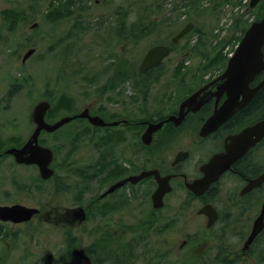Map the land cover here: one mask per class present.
<instances>
[{
	"label": "flooded vegetation",
	"instance_id": "af4514ba",
	"mask_svg": "<svg viewBox=\"0 0 264 264\" xmlns=\"http://www.w3.org/2000/svg\"><path fill=\"white\" fill-rule=\"evenodd\" d=\"M137 1L63 0L70 5V15L75 21H88L89 16L93 15L92 7L100 6V3L112 6L97 15L113 52L111 56L115 64L107 80L111 89L126 83L133 86H159L160 78L166 71H184L188 63L186 60L189 59L191 48L189 37L193 35V29L175 41L173 39L191 20L183 17L173 27L172 22L162 21L158 17L160 15L128 14L132 4L142 2ZM175 2L179 0L151 3H155L159 12L164 13L169 12ZM161 26L171 29V32H156ZM143 35V38L138 39ZM153 35L161 36L147 48H141L143 42ZM153 46L165 47L169 53L156 66L141 73L139 67L143 56ZM257 77L250 82V87L261 82L262 77ZM210 81L200 84L197 89L209 85L212 83ZM205 93L207 95L201 105L195 111L186 112L179 123L169 120L170 117L178 116V109L155 119L126 118L118 114L122 111L121 102H118L119 112L108 108L106 117L90 113L87 107L79 113L68 112L60 117L70 120L53 134L68 124L85 121L89 125L67 134L75 145L81 142L91 145L93 148L87 154L88 163H98L97 169H87L89 179H82L86 184L78 187V198L86 191L85 204H76L74 208L63 210H48L46 207L50 206L45 204L24 201L26 198L29 200L28 191L31 187H28L23 200L1 201L0 207L17 205L36 209L37 213L28 221L18 223L0 220V227L7 228L11 232L10 236H13L24 231L31 235L36 223L40 225L47 221L55 226L65 225L72 231L84 228L86 223L84 233L87 244L82 246L83 236H73L75 247L71 250L72 264H83L82 256L88 259L89 264H264V213L261 223L256 224L264 203V179L257 186H252V182L264 173V136L205 189L195 185L203 178L202 168L208 161L225 152V145L230 143L229 137L239 134L264 117L255 119L257 115L244 111L252 98L214 131L201 137L200 128L226 99L224 93L214 95V84ZM64 104L60 105L61 109L57 113L68 108V105L66 109L63 108ZM186 110L187 107L183 109L184 112ZM84 111H88L90 117L100 118L104 125L95 126L87 118L80 117ZM53 113L51 118L49 112L45 114V121L49 124L59 120L50 122L54 118ZM158 123H162V126L151 134L148 144H144L142 136L147 125ZM33 131L34 128L22 144L18 138H12V147L7 149H20ZM52 133L41 131L37 139L39 146L53 153L49 164L52 175L49 178L43 179L35 164L16 163L13 156L4 153L7 149L0 152V160L9 159L15 167L34 169L42 183L52 180L57 175L56 168L52 166L56 153L41 139L42 135ZM180 134L189 139L195 138L188 142L191 147L171 148L173 140ZM94 152L98 153L96 157ZM178 153H184V156L180 157ZM193 154L197 157L194 160L191 159ZM147 171H153V174L142 177ZM155 176L161 181L162 191H159V181ZM192 185L195 187L190 189L188 186ZM78 209H82L85 215L83 222L76 219L74 211ZM4 236L1 240L7 244L9 251L16 250L17 245L9 244L12 243L9 233L6 238ZM41 251L44 252L43 249ZM22 252L19 258L23 261L30 251L23 248Z\"/></svg>",
	"mask_w": 264,
	"mask_h": 264
},
{
	"label": "rangeland",
	"instance_id": "374dc122",
	"mask_svg": "<svg viewBox=\"0 0 264 264\" xmlns=\"http://www.w3.org/2000/svg\"><path fill=\"white\" fill-rule=\"evenodd\" d=\"M141 1L148 3L154 0ZM191 1L193 0H179L169 8V12L157 11L154 14L160 15L158 17L164 22H172L173 27H176L178 19L187 17L196 27L204 25V30L214 23L215 28L222 26L225 23L224 19L236 15L239 16L241 26L234 31L238 32L239 36L250 22L259 19L257 14L261 8L256 6L248 10L242 1L244 6L240 4L239 8L235 9L237 0H230L229 3L220 6L214 16L208 14L196 17L194 9L210 8L213 2L218 0H197L193 7L191 5L183 7V4ZM66 4L63 0H0V152L11 146L12 138H18L21 144L27 140L34 128L31 122L33 107L43 100L49 101L52 108L65 103L63 108L66 109L68 105L66 110L62 109L59 113H57L59 108L54 109V118L50 122L67 115L68 112L79 113L86 107L90 113L106 117L105 111L108 108L119 112L118 102L122 104V111L118 113L121 116L155 119L159 115L177 110L185 96L196 90L208 78L220 73L226 64L225 51H221L223 63L203 68L215 55L210 47L209 50L205 49L208 51L206 55L202 56L197 52L190 54V59L186 60L189 63L186 62L185 70L177 76L174 74L175 71H166L160 78L159 86H133L126 83L111 89L107 80L115 64L111 56L113 52L102 24L98 23L97 15L103 10L106 12L112 6L100 3V6L92 7L93 15L89 16L88 21H75L70 15L71 8ZM4 12L12 16L5 17ZM33 24H36V27L30 29ZM158 31L169 34L171 29L161 26L156 29V32ZM231 32L229 35H232ZM160 36H150L143 42L141 48H147ZM195 39H197L195 34L189 37V41ZM27 47H34L36 52L25 63H21L20 56ZM231 47L232 44L229 43L227 49ZM199 68L204 71H200ZM16 78L23 79L25 85L10 96L8 92L13 86L9 80ZM139 90H144V94ZM82 127L87 128L89 125L85 121L68 124L55 134L42 135L44 143L56 153L52 166L56 168L57 177L48 182L39 181L34 169L15 167L9 159L0 160V202L23 200L27 188L31 187L28 191L29 200L27 198L24 200L26 203L45 204L51 207H46L48 210L83 206L86 202V191L78 198L80 189L78 187L86 184L82 179H89L87 169L89 167L97 169L98 163L92 164L90 161L88 163L87 154L93 148L91 145L86 142L75 145L74 141L70 142L68 138L67 134ZM179 136L183 139L178 137L180 139L178 141L176 137L172 149H181L180 146L191 147L188 146V142L195 138L189 139L190 137L181 134ZM96 153L94 152L95 157ZM196 158L193 154L191 159ZM96 186L94 183V188ZM59 189L60 191L56 192ZM49 223L48 221L40 225L36 223L31 235L24 231L19 235L10 236L11 232L7 228L0 227V264H55L56 260L60 259L62 251L64 254L66 249L72 256L70 252L73 246L70 248L67 246L73 242L74 235L83 236L82 246L87 244L84 233L86 223L84 228L73 231L65 225L55 226ZM7 233L12 241L9 244L17 245L16 250L9 251L7 244L1 240L4 235L6 238ZM23 248L28 249L30 253L27 252L22 261L19 257L23 255ZM71 261V258H68L70 264Z\"/></svg>",
	"mask_w": 264,
	"mask_h": 264
},
{
	"label": "water",
	"instance_id": "95a60500",
	"mask_svg": "<svg viewBox=\"0 0 264 264\" xmlns=\"http://www.w3.org/2000/svg\"><path fill=\"white\" fill-rule=\"evenodd\" d=\"M259 1L260 0H251L250 7H254ZM192 27V23L187 24L175 36L173 41L183 36ZM263 45L264 14L260 20L253 22L245 31L233 56L227 61L223 73L212 83L202 87L181 103L179 116L175 118L176 123L181 121L186 112L190 110L195 111L201 105L205 100L203 98L207 95L205 91L212 84H214V90L216 91V94L214 95L219 96L222 93H225L227 98L220 108L215 110L213 115L203 124L199 131V136L204 137L208 133L214 131L217 126L228 118L236 109L243 108L254 97L257 91L264 86V79L254 88L249 86L255 76L264 70L262 54ZM34 51V48L27 50L22 56V62L29 58ZM168 53V49L162 46H154L150 48L141 61L139 67L140 72H145L148 68L156 66L162 58L168 55ZM49 107L50 105L47 101L37 103L32 111V120L36 127L29 140L20 149L10 148L4 152L7 155H12L16 163L37 165L43 179H47L52 174V171L47 168L52 159V153L50 150L40 147L37 144L38 134L41 130L52 132L70 120V118H62L53 124L45 123L44 115ZM184 107H187L186 112H182ZM80 117L87 118L94 125H104L100 118L90 117L87 111H84ZM161 125L162 123L148 124V127L142 136V140L145 144H148L152 132L159 129ZM263 136L264 119L245 128L238 135L229 137L230 143L225 145V152L215 155L208 161V163L202 168L204 173L203 178L196 182L195 185H199L201 188L205 189L210 183L217 179L223 171L228 169L234 161L240 158L249 147L253 146ZM178 156L183 157L184 153H179ZM151 174H153L152 171L144 172L142 177ZM155 179L159 181V191H162L160 188L161 181L157 179V176H155ZM262 179H264V173L260 178L252 182V186H257ZM195 185L188 187L193 189ZM36 212L35 209H28L17 205L12 207H0V220H9L14 223L23 222L29 220ZM74 213L79 222L85 220V215L82 209L75 210ZM263 213L264 203L260 216L256 220V224L261 223ZM82 258L84 260L83 264H89L86 257L82 256Z\"/></svg>",
	"mask_w": 264,
	"mask_h": 264
},
{
	"label": "trees",
	"instance_id": "16d2710c",
	"mask_svg": "<svg viewBox=\"0 0 264 264\" xmlns=\"http://www.w3.org/2000/svg\"><path fill=\"white\" fill-rule=\"evenodd\" d=\"M229 1L230 0H218L216 2H213V4L210 6V8H207L204 10H199L196 8V9H194L195 16L196 17H203V16H206L208 14H212L214 16L215 14L218 13V12H216L217 9L220 8V6H222L226 3H229ZM151 2L152 1H150L148 3H144V2L136 3L135 2L128 9V14L156 15V14H154V12H157V11L159 12V8L156 6L155 3H151ZM196 2H197V0H193V1H191V3L188 2L187 4H183V7H187L189 5H191V7H193L194 5L197 4ZM66 5H68L70 7L69 4H66ZM191 10H192V8H191ZM263 11H264V8L261 7L260 11L257 14V18H260ZM3 16L7 17V16H12V15H10L7 12H4ZM217 18L218 17H216V22H217ZM215 26H216V23H214L210 28H206L207 30H204L205 26L201 25L199 27H196L192 32V34L197 35V40H196L194 46L190 50L191 54L197 52L203 56L205 53H208V51H206L205 49L209 50L210 47H211V50H213L214 54H215L214 57L211 60H208L207 63L203 66L204 69H207L208 67H214L220 63H223V58L221 56V50L232 39L231 35H229L228 37H223V38L219 39L218 41H216V43L212 46V41L214 39H216V36L213 34V30H214ZM240 26H241L240 20H238V19L234 20L233 25H232L231 34L233 33L235 28H239ZM143 37H144V35L139 37L138 39L143 38ZM138 39L136 37V40H138ZM238 40H239V38H238ZM262 54H263V58H264V45L262 47ZM204 69L199 68L200 71H204ZM180 72H182V71H180V70L175 71V73H174L175 76H177ZM262 76H264V71L258 77H262ZM9 81H11L12 86H13L8 92L10 94V96L12 94H15L18 91H20V89L25 85V82H22L23 79H19V78L17 79L16 78V79H11ZM143 91L144 90H142V91L139 90V92L144 94ZM58 108L61 109L60 104L56 105L54 108H52L49 111V118H51V113L55 111L54 109H58ZM244 111H246V112L251 111L254 115H257L255 119H257L259 116L264 117V87H262L257 92V94L253 97L250 104L246 107V109ZM72 246H73V248L75 247L74 240H73V242L71 241V243L67 246V248H70ZM66 250L67 251H65L64 254L62 251L60 259L56 260L55 264H70L68 262V258H71L70 257L71 255L69 254L68 249H66ZM71 264H72V261H71Z\"/></svg>",
	"mask_w": 264,
	"mask_h": 264
},
{
	"label": "bare ground",
	"instance_id": "6f19581e",
	"mask_svg": "<svg viewBox=\"0 0 264 264\" xmlns=\"http://www.w3.org/2000/svg\"><path fill=\"white\" fill-rule=\"evenodd\" d=\"M53 8V7H52ZM51 14H52V12H51ZM103 25V24H102ZM166 40V39H165ZM167 41V40H166ZM167 44V43H166ZM201 45V44H200ZM206 55V54H205ZM111 81V80H110ZM188 136V135H187Z\"/></svg>",
	"mask_w": 264,
	"mask_h": 264
}]
</instances>
